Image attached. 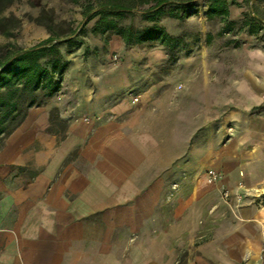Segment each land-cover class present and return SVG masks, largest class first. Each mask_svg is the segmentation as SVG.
Returning a JSON list of instances; mask_svg holds the SVG:
<instances>
[{
	"label": "crops",
	"instance_id": "obj_1",
	"mask_svg": "<svg viewBox=\"0 0 264 264\" xmlns=\"http://www.w3.org/2000/svg\"><path fill=\"white\" fill-rule=\"evenodd\" d=\"M74 55L83 72L71 57L61 92L2 138L0 264H262L264 206L238 183L264 193V136L237 121L215 139L212 99L196 100L184 67L195 58L177 60L181 90L153 101L128 79L117 87L106 56H87L101 69L88 73ZM254 73L223 108L260 105ZM52 108L67 122L62 139L47 133Z\"/></svg>",
	"mask_w": 264,
	"mask_h": 264
},
{
	"label": "rangeland",
	"instance_id": "obj_2",
	"mask_svg": "<svg viewBox=\"0 0 264 264\" xmlns=\"http://www.w3.org/2000/svg\"><path fill=\"white\" fill-rule=\"evenodd\" d=\"M42 5L54 10L53 20L58 24L65 23L62 28L66 31L68 28L76 30L82 19L81 15L86 2L80 1L78 4H73L69 0H42ZM228 5L230 19L235 22L234 31L230 34L219 35L222 24L205 18V0H198V14L187 21L180 22L163 17L159 24L163 25L171 35L181 38L182 43L175 52L178 60L181 57L195 58L184 67L190 68L188 81L195 92H198L195 96L196 100L200 98L202 101L203 98L208 97L212 99V110L215 114L212 118V129L216 135L215 139L223 134H229L232 125L237 121L243 122L244 129L254 128V134L260 138L264 136V87L259 92L260 105L251 110L239 114L233 107L223 108L222 103L224 99L233 96L232 88L239 80L244 79L243 73L255 71L254 82L260 85L264 82L261 71L264 68V59L260 56V53H264V0H228ZM39 13V8L30 7L26 1L14 4L7 14H13L20 19V25L12 38L0 35V46L13 44L28 48L45 38L46 31L34 22ZM245 19H254L261 26V31L255 35H249L247 28L243 26ZM93 24L94 22H91L87 26V31ZM125 24L135 28L146 26L139 17L127 19ZM87 40L91 47L84 56L83 54L79 56L83 57L82 62L86 72L101 70L96 66L92 67L86 59L87 56L91 55L97 59L104 55L107 65L103 70L115 73L117 87L120 86L121 80L126 82L128 79L136 93L140 90H151L153 101L163 93L164 89L177 87L181 90L182 85L178 84L180 81L178 75H182L187 68L184 69L182 66L180 70H177V62L168 63L163 48L158 44L125 48L118 37H110L109 49L103 48L99 53L93 49V46L99 44L97 40L85 37L84 42L87 43ZM71 57L72 60L74 59V68L83 72L78 56ZM76 77H73V83ZM86 79L85 77L84 81L92 82L91 79ZM205 87H208L206 91H204ZM215 110L219 111L218 114ZM53 129L55 135L61 138L62 127L56 126ZM174 146L177 147V145Z\"/></svg>",
	"mask_w": 264,
	"mask_h": 264
},
{
	"label": "trees",
	"instance_id": "obj_3",
	"mask_svg": "<svg viewBox=\"0 0 264 264\" xmlns=\"http://www.w3.org/2000/svg\"><path fill=\"white\" fill-rule=\"evenodd\" d=\"M26 1L30 7L40 9L34 22L42 27L47 37L28 48L13 44L0 46V140L15 131L32 108H39L61 92L63 77L68 71L70 57L82 50L88 52L85 37L97 40L93 49L99 53L108 49L110 37H118L125 48L158 44L164 50L167 62L174 64L181 38L173 36L159 24L163 17L180 22L198 14V0H69L73 4L85 1L82 19L76 30L62 28L65 23L53 20L54 10L42 5V0H0V35L12 38L20 25V19L8 10L16 3ZM207 20L222 24L219 35L234 31L235 22L230 19L228 0H205ZM139 17L146 24L135 28L125 24L127 19ZM94 22L87 31V26ZM243 26L249 35L261 31L254 19H245ZM104 38V40L102 39ZM47 133L55 134L53 127L61 126V139L65 136L67 122L57 108L49 112Z\"/></svg>",
	"mask_w": 264,
	"mask_h": 264
},
{
	"label": "built area",
	"instance_id": "obj_4",
	"mask_svg": "<svg viewBox=\"0 0 264 264\" xmlns=\"http://www.w3.org/2000/svg\"><path fill=\"white\" fill-rule=\"evenodd\" d=\"M206 176H207V181L211 184H217L218 182H220V180L222 178V175L218 172H215V171H208ZM238 188L243 191L244 196L254 197L258 200L259 206H261V205L264 206V193H260L258 190H255V189H248L244 186V184L242 182L238 183ZM243 195H241V194L236 195L234 197L235 202L239 203L241 201ZM230 196L231 195H230L228 190H224L221 194L222 199L226 203H228ZM261 231H262V235H263V248H262V252L260 255V260H261V263L264 264V225L261 227Z\"/></svg>",
	"mask_w": 264,
	"mask_h": 264
}]
</instances>
